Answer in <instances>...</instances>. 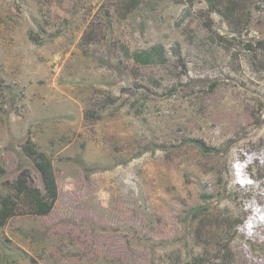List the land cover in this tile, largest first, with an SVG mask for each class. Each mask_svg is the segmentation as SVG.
Returning <instances> with one entry per match:
<instances>
[{
	"label": "rangeland",
	"instance_id": "obj_1",
	"mask_svg": "<svg viewBox=\"0 0 264 264\" xmlns=\"http://www.w3.org/2000/svg\"><path fill=\"white\" fill-rule=\"evenodd\" d=\"M234 1L0 0V195L42 187L27 138L58 189L0 227V257L264 264V0Z\"/></svg>",
	"mask_w": 264,
	"mask_h": 264
},
{
	"label": "trees",
	"instance_id": "obj_2",
	"mask_svg": "<svg viewBox=\"0 0 264 264\" xmlns=\"http://www.w3.org/2000/svg\"><path fill=\"white\" fill-rule=\"evenodd\" d=\"M191 5L194 0H186ZM211 8L214 7L212 0H205ZM228 0V6L226 9L234 11L238 9V2ZM216 7V6H215ZM241 28L235 27L234 31H239ZM39 43V42H38ZM249 49L252 45H247ZM256 47L264 52V41L257 42ZM125 50V49H124ZM124 55L128 56L125 51ZM133 61L141 65H153L158 61L165 62L163 48L153 47L148 51L136 52L131 55ZM192 143L207 152L206 148L201 142L190 140ZM23 154L30 159L29 162L32 164L36 172L40 176L42 187L30 186L27 182L25 172L22 171L18 176V180L14 187V195H0V227L16 215L28 214L36 216L47 215L54 207L58 196V189L56 180L54 177L52 165L50 159L42 152L39 151L34 143L29 138L26 139L23 145H21ZM0 170L4 172L1 168ZM202 198L210 199V196L203 195ZM206 207L190 209L184 218L186 221L190 216L196 219L197 216L205 210ZM0 264H11L21 259L22 254L20 252L14 253L13 251L1 250ZM211 260V259H210ZM210 260L206 258L194 257L192 260L185 262L184 264H210ZM215 264V263H211ZM221 264V263H220Z\"/></svg>",
	"mask_w": 264,
	"mask_h": 264
},
{
	"label": "clouds",
	"instance_id": "obj_3",
	"mask_svg": "<svg viewBox=\"0 0 264 264\" xmlns=\"http://www.w3.org/2000/svg\"><path fill=\"white\" fill-rule=\"evenodd\" d=\"M260 206V204H258V206L257 207H259ZM259 211H260V209L257 211V213H255L254 212V215L252 216V217H250V218H254L255 220H258V218H257V215L256 214H260L259 213ZM260 216L263 218L264 217V213L263 214H260ZM249 221V220H248ZM260 222V221H259ZM249 225H252V223L251 222H249ZM255 227L257 226V224H255L254 225Z\"/></svg>",
	"mask_w": 264,
	"mask_h": 264
},
{
	"label": "bare ground",
	"instance_id": "obj_4",
	"mask_svg": "<svg viewBox=\"0 0 264 264\" xmlns=\"http://www.w3.org/2000/svg\"><path fill=\"white\" fill-rule=\"evenodd\" d=\"M254 219V218H253ZM254 221V220H253ZM250 226V225H249Z\"/></svg>",
	"mask_w": 264,
	"mask_h": 264
}]
</instances>
